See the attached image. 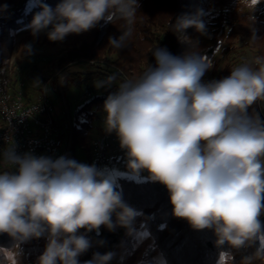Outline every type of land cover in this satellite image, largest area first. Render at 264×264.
I'll return each instance as SVG.
<instances>
[{
    "label": "clouds",
    "instance_id": "clouds-1",
    "mask_svg": "<svg viewBox=\"0 0 264 264\" xmlns=\"http://www.w3.org/2000/svg\"><path fill=\"white\" fill-rule=\"evenodd\" d=\"M259 2L248 0L253 9ZM35 3L40 11L27 26L34 36L48 30L50 41H62L102 20L119 19L126 28L118 38H109L115 48L132 34L139 8L138 0H60L54 8L41 0ZM203 15L196 9L170 24V30L184 37V55L156 48L155 67L110 92L102 106L104 128L115 132L126 150L133 178L146 170L147 180L166 187L176 218L195 230H212L218 248L255 245V252L243 257V264H252L264 259V120L249 108L264 100V58H255L256 68L243 64L223 79L203 83L212 64L185 34L188 28L205 33ZM0 159L3 166L16 169L0 173V233L18 242L47 233L38 264H79L78 257L91 247L80 229L103 225L111 231L119 226L132 234L141 213L123 201L95 165L64 156H21L14 146L0 153ZM0 253L7 264H19L18 252L0 248ZM114 255L94 253L85 264H109Z\"/></svg>",
    "mask_w": 264,
    "mask_h": 264
},
{
    "label": "trees",
    "instance_id": "trees-1",
    "mask_svg": "<svg viewBox=\"0 0 264 264\" xmlns=\"http://www.w3.org/2000/svg\"><path fill=\"white\" fill-rule=\"evenodd\" d=\"M35 0H0V65L2 67L5 83L9 86L11 61L16 45L14 32L25 29L30 24L36 12L40 8ZM42 3L54 8L60 0H41ZM139 8L136 14L132 34L124 41V46L115 48L109 44V38H118L126 28L125 21L114 20L113 23L100 21L96 27L80 34H69V41L51 59L49 79L45 82L54 86L55 100L59 103L61 113L55 117L56 122V147L49 157L53 160L64 156L69 142V126L59 91L58 82L61 75L63 79V91L67 106L70 102L67 94L71 88H83L85 93L91 92L90 99L78 107L73 121L74 139L71 149V159L76 161V154L82 150L87 156L86 165H95L101 171L103 164L96 160V147L88 146L86 139L92 133V123L98 117L99 107L110 92L117 90L118 85L126 80L138 79L149 67L156 66L153 52L156 48H165L173 56H182L187 51V45L181 43L184 37L170 30V24L184 13H192L196 9H202L203 17L209 8L221 5L224 9L217 18V23L212 31L205 30L204 34L194 28H188L185 34L195 42L200 52L211 60L217 53L223 56L240 54L237 44L243 42L250 50L255 51L253 62L248 63L256 68V57L264 58V6L254 8L241 0H138ZM202 17V19H203ZM255 35L256 39H252ZM22 49L15 59L19 63L22 58L32 53L26 49L30 46L28 37L21 40ZM247 64V63H246ZM231 59L226 66L219 70L213 65L211 72L205 71L202 82L220 80L230 75L232 69L241 66ZM73 67H79L85 71L102 69L111 76L105 74L71 73ZM39 75L41 72L39 71ZM112 78L111 85L107 86L101 94L92 93L94 82L108 81ZM10 89H16V84H10ZM87 96V94H85ZM54 103V100H53ZM55 104V103H54ZM249 113L259 115L264 120L262 100H258L249 108ZM120 144V143H119ZM121 149V148H120ZM1 169H6L1 165ZM13 173L16 169L12 168ZM116 191L121 192L122 199L129 206L141 213L133 222L132 234L124 227H116L109 230L101 225L98 230L86 231L80 229L78 234H83L91 241V247L78 257L79 264H85L91 260L94 253L105 254L115 252L117 248L124 246L132 248L135 243V229L138 222L142 228L153 238V245L140 260H137L131 252L122 258L121 264H155L156 255H160L166 264H243V257L255 252V245L237 249H229L227 245L220 248L216 246V236L210 229L195 230L190 224L172 214V205L166 187L159 182L149 180H135L129 177H120L114 183ZM115 223V215L112 217ZM264 224V212L260 216ZM47 233L40 238H31L18 242L7 233H0V248L14 250L20 248L27 256L30 264H38V258L43 254L46 245ZM0 264H7L0 253ZM109 264H113L112 260ZM252 264H264V259H256Z\"/></svg>",
    "mask_w": 264,
    "mask_h": 264
},
{
    "label": "rangeland",
    "instance_id": "rangeland-1",
    "mask_svg": "<svg viewBox=\"0 0 264 264\" xmlns=\"http://www.w3.org/2000/svg\"><path fill=\"white\" fill-rule=\"evenodd\" d=\"M248 6H251L248 3V0H241ZM35 2V1H34ZM264 6V0H260V2L255 6V8H260ZM252 7V6H251ZM224 9L223 6L217 5L209 8L206 15L203 17V21L205 23L206 29L209 31H212L215 28V25L217 23V18L220 12ZM50 30V29H49ZM47 31H42L38 33L37 35H33L31 30L27 27L25 29H20L19 31H15V37H16V45L15 50L13 52V58L11 61V68H9V71H11L10 75V81L8 82L9 87L10 84H16L17 87H21L22 91L24 92V95L26 97V100L30 98L31 96H34L35 94L39 95L38 98H41L42 91L46 88L50 90V97L52 100H54V116L58 117L61 113V107L59 103L55 100L54 96V86L52 83H46L45 81L49 79L50 75V65L48 62L53 59L64 46L65 43L70 42L69 40V34L62 40V41H50L47 38ZM25 36L28 37V41L30 44V47L32 49V53L21 59L19 63H15L16 57L19 55L21 49H22V43L21 40ZM245 44L243 42H239L237 44L239 50L237 51L240 54H244L243 57H239L238 54H232L223 56L220 53H217L211 60L212 66L215 65L218 67L219 70H222L227 62H229L231 59L236 61L237 64H248L253 62V58L255 56V51L250 50L248 47L244 46ZM211 69L207 70V74L211 72ZM39 71L41 72V75H39ZM105 82H107L105 80ZM99 82H94L92 84V93L93 94H101L103 93V90L107 88V85L105 87H97ZM111 85V84H110ZM85 89L83 88H71L69 90L67 97L70 102V108L71 113L74 114L75 110L83 105L88 99H90L91 92L85 93ZM89 94V95H85ZM29 101V100H28ZM103 106V105H102ZM102 106L99 107L98 111V117L94 120L92 123L93 129L90 136L86 139V143H88V146L94 145L92 141L94 139L102 137L106 130L104 128V113L102 110ZM112 137L113 141L112 144H110V147L107 149V151L103 154H99L97 150L96 153V160H99L101 164H103L101 171H103L106 176L112 180L113 183H116L118 178L120 177H129L133 178L129 174V170L127 168V155L126 150L122 149L119 144V140L117 138ZM121 148V149H120ZM87 156L82 151L79 150L76 154V161L79 163L87 164ZM148 176V172L141 171L138 178H133L135 180H147L146 177ZM153 245V238L151 235L142 228V223L138 222L135 229V243H133L132 248L127 249L124 246H121L117 248V250L114 252V257L112 259L113 264H121L123 256L127 253L131 252L132 255H135L137 260H140V258L146 254L149 248H151ZM13 253L18 252V262L19 264H30L26 254L20 249H12L9 250ZM156 263L160 264V259L162 258L160 255H156ZM164 264H166L165 260L163 259Z\"/></svg>",
    "mask_w": 264,
    "mask_h": 264
},
{
    "label": "built area",
    "instance_id": "built-area-1",
    "mask_svg": "<svg viewBox=\"0 0 264 264\" xmlns=\"http://www.w3.org/2000/svg\"><path fill=\"white\" fill-rule=\"evenodd\" d=\"M54 108L48 88L35 102L26 100L21 87L10 89L4 81L0 65V153L13 146L16 154L21 156L30 153L45 157L53 152L56 147ZM112 141L110 133L106 132L94 142V146L101 155Z\"/></svg>",
    "mask_w": 264,
    "mask_h": 264
},
{
    "label": "water",
    "instance_id": "water-1",
    "mask_svg": "<svg viewBox=\"0 0 264 264\" xmlns=\"http://www.w3.org/2000/svg\"><path fill=\"white\" fill-rule=\"evenodd\" d=\"M70 72L71 73L80 72V73H83V74H97V73H101V74H105L106 76L114 77L113 75H110L109 73H107L106 71H104L102 69H95L93 71L88 72V71H85V70H83V69H81L79 67H73V68H71ZM65 76H66V74L60 76L59 82H58V87H59L60 94L62 96V102H63V106L65 108V114H66L67 121H68V126H69V142H68V146H67V149H66L65 157L68 158V159H71V157H72L71 149H72V144H73V139H74V130H73V121H72V117H71V112H70V109L67 106L66 97H65V94H64V91H63V79H64ZM122 79L126 80L124 78H122ZM262 109H263V112H264V100H262ZM3 172L13 173V170H12V168L1 169L0 173H3Z\"/></svg>",
    "mask_w": 264,
    "mask_h": 264
},
{
    "label": "crops",
    "instance_id": "crops-1",
    "mask_svg": "<svg viewBox=\"0 0 264 264\" xmlns=\"http://www.w3.org/2000/svg\"><path fill=\"white\" fill-rule=\"evenodd\" d=\"M37 94H39V93H37ZM37 94H35L34 96H31L30 98H28V100H29L30 102L38 101L40 98H38L39 95H37ZM111 135H113L114 138H118L115 132H112ZM97 139H99V138H97ZM97 139H94V140L92 141V143H94Z\"/></svg>",
    "mask_w": 264,
    "mask_h": 264
},
{
    "label": "snow or ice",
    "instance_id": "snow-or-ice-1",
    "mask_svg": "<svg viewBox=\"0 0 264 264\" xmlns=\"http://www.w3.org/2000/svg\"><path fill=\"white\" fill-rule=\"evenodd\" d=\"M221 264H222V260H221Z\"/></svg>",
    "mask_w": 264,
    "mask_h": 264
}]
</instances>
